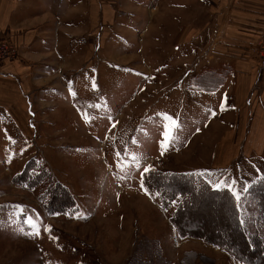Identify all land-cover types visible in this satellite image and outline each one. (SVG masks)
I'll return each instance as SVG.
<instances>
[{"label": "crops", "instance_id": "crops-1", "mask_svg": "<svg viewBox=\"0 0 264 264\" xmlns=\"http://www.w3.org/2000/svg\"><path fill=\"white\" fill-rule=\"evenodd\" d=\"M200 4L206 5L205 24L200 22ZM139 32H147V79L127 75L115 81L114 93L105 99L82 93L78 74L89 60L92 43L100 62L133 70L136 55L119 47L114 37L125 38V45ZM153 35L162 40L159 45L151 43ZM263 35L264 0H0V37L18 48L15 58L0 63L1 138L48 135L67 126L74 140L66 145L84 147L92 143L94 131L115 116L105 110L108 104L135 87L125 100L128 112L121 136L123 145H130L124 134L136 125L135 115L150 105L151 94L161 91L157 97L165 101L155 118L139 129L133 147H154L158 141L151 131L160 130L161 135L167 125L171 138L165 145L174 143L176 148L160 154L155 166L154 160L147 164L162 171L189 165L185 172H198L212 187L210 181L246 185L257 171L255 158L264 154V57L257 48ZM109 44L110 60L99 53ZM160 45L175 54L169 65L165 60L147 61L151 47ZM94 69L98 75V66ZM157 70L165 71L163 78L149 77ZM222 74L215 83L218 78H213ZM140 88L143 93L136 96ZM170 91L171 99L166 96ZM189 132L192 139L185 141ZM177 145L188 152L183 154ZM236 163L238 172L232 168ZM139 187L144 197L154 199L141 183ZM172 210L161 208L169 235L178 238L179 264H241L217 246L179 236L168 218Z\"/></svg>", "mask_w": 264, "mask_h": 264}, {"label": "rangeland", "instance_id": "rangeland-1", "mask_svg": "<svg viewBox=\"0 0 264 264\" xmlns=\"http://www.w3.org/2000/svg\"><path fill=\"white\" fill-rule=\"evenodd\" d=\"M199 11L200 22L205 24L206 5L200 4ZM150 39L155 46L159 45V40L162 41L156 35ZM114 40L126 52L136 55L138 65L132 66L133 70H130L126 66L100 62L94 49L95 44L92 43L94 47L89 60L78 74L82 81V93L105 99L114 93L115 81L124 80L127 75H133L135 80L147 79L148 70L144 63L146 52L143 50L147 32L135 34L125 45V38L121 36L115 35ZM155 46L151 47L150 58L146 60L151 63L165 60L167 65L172 63L175 55L173 51L167 52L166 47ZM112 47L109 44L99 50V53L110 60ZM257 48L264 57V35ZM16 50L18 53L17 47ZM4 61L0 60V63ZM95 65L98 66V75L94 74ZM155 72L149 77H164L165 71ZM166 79L170 83L171 79ZM135 91V87L127 89L121 93V98L116 103L108 104L105 110L115 116L103 123L101 130H95L92 143L84 147L66 145V141L69 143L74 140L67 126L64 132L51 131L48 135L8 134L3 139L0 135V264H179L175 257V253L179 254V248L175 245L178 238L169 235L166 220L156 199L144 197L139 187L143 168L150 166L147 163L154 160L156 163L151 165L155 166L160 154L174 152L176 145L171 143L162 148L163 136L160 135V130H152V139L158 141L154 147L144 150L133 147V139L136 140L139 129L155 118L154 113L165 98L157 97L161 91L151 94L150 105L142 108L140 115H135L136 125L129 127L124 134L126 139L131 140L130 145H123L121 136L128 112L125 100ZM142 93L140 88L136 96ZM168 94L170 99L173 98L172 91L166 93V96ZM116 138L118 144L115 146ZM191 139L189 132L185 135V141ZM177 148L183 154L188 152L186 147L180 148L177 145ZM117 153L120 155L117 156ZM255 154L258 153L253 155ZM133 155L138 157V167L135 161L128 159ZM33 156L46 161L54 177L74 194L72 196L79 206L77 213L49 214L38 198L40 186L28 188L11 182L13 175ZM262 158L264 159V154L255 158L257 173L249 178L246 185L238 186L228 182L220 188H230L238 195H243V189L255 177L264 175ZM233 167L235 172L240 169L237 163ZM189 168V165H172L167 169L185 172ZM243 207L250 217L256 214V206L249 197L245 199ZM35 231L39 234H33ZM201 263L204 262H196Z\"/></svg>", "mask_w": 264, "mask_h": 264}, {"label": "trees", "instance_id": "trees-1", "mask_svg": "<svg viewBox=\"0 0 264 264\" xmlns=\"http://www.w3.org/2000/svg\"><path fill=\"white\" fill-rule=\"evenodd\" d=\"M223 74L213 78L220 82ZM144 187L164 210L173 208L169 221L181 237L198 238L230 253L241 264H264V175L255 177L237 200L228 188H213L195 172L151 168ZM15 185L40 186L39 200L49 214H75L79 206L41 158L30 157L11 178ZM246 197L255 204L249 216Z\"/></svg>", "mask_w": 264, "mask_h": 264}, {"label": "snow or ice", "instance_id": "snow-or-ice-1", "mask_svg": "<svg viewBox=\"0 0 264 264\" xmlns=\"http://www.w3.org/2000/svg\"><path fill=\"white\" fill-rule=\"evenodd\" d=\"M225 107V105L222 103L221 104V108L223 109ZM213 115H215V113H213ZM163 136V140L161 141V147L163 148L165 146V144L170 140V133L169 131L167 130V125H165V131L162 132L161 134ZM133 143H135V139H133ZM163 154V152L161 153ZM120 153H117V156H119ZM125 155L127 156V153L125 152ZM129 160L131 161H135L136 162V166L138 167L139 166V163H138V157L136 156H131V157H128ZM152 169H151V166H147V167H144L143 168V172H141V188H144V177H145V174H147L148 172H150ZM209 176H211L212 174L211 173H208ZM260 179L264 180V177H261ZM211 183H213V186L216 187V188H220L222 184H225L226 181H220L218 183L216 182H212L210 181ZM233 183H235V181H233ZM231 190V189H230ZM245 192L247 191V188L245 187L243 189ZM145 191L147 192V189H145ZM232 195L237 199L239 200L240 199V196L237 194V192L233 191L232 192ZM28 223H30L31 221H27ZM45 230H48V229H45ZM33 234H36L38 235V231H35Z\"/></svg>", "mask_w": 264, "mask_h": 264}, {"label": "built area", "instance_id": "built-area-1", "mask_svg": "<svg viewBox=\"0 0 264 264\" xmlns=\"http://www.w3.org/2000/svg\"><path fill=\"white\" fill-rule=\"evenodd\" d=\"M17 54L16 47L9 40L0 38V60L13 59Z\"/></svg>", "mask_w": 264, "mask_h": 264}]
</instances>
